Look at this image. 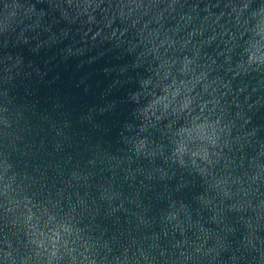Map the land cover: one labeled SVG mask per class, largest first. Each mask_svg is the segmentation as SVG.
I'll return each mask as SVG.
<instances>
[{"label": "water", "instance_id": "obj_1", "mask_svg": "<svg viewBox=\"0 0 264 264\" xmlns=\"http://www.w3.org/2000/svg\"><path fill=\"white\" fill-rule=\"evenodd\" d=\"M0 264H264V0H0Z\"/></svg>", "mask_w": 264, "mask_h": 264}]
</instances>
